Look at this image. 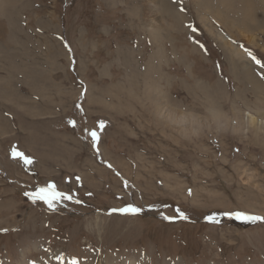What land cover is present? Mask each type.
Segmentation results:
<instances>
[{
  "label": "rangeland",
  "instance_id": "1",
  "mask_svg": "<svg viewBox=\"0 0 264 264\" xmlns=\"http://www.w3.org/2000/svg\"><path fill=\"white\" fill-rule=\"evenodd\" d=\"M252 1L0 0V264H264Z\"/></svg>",
  "mask_w": 264,
  "mask_h": 264
},
{
  "label": "snow or ice",
  "instance_id": "2",
  "mask_svg": "<svg viewBox=\"0 0 264 264\" xmlns=\"http://www.w3.org/2000/svg\"><path fill=\"white\" fill-rule=\"evenodd\" d=\"M253 60H255V62L257 64H260L262 68H264V63H262L260 60L256 59L255 56L252 57ZM103 122H101L100 127L103 128ZM91 138L93 140V142H97L99 139L98 133L96 131H92L91 132ZM13 155H23L22 153H16L14 152ZM25 159V163H31V159L28 157H24ZM77 180H79V177H77ZM26 196L30 197L32 199L33 202L37 201V200H41L44 201L49 209H54L55 208V201L58 198H65L68 200H72L73 196L71 194H67V193H62V192H58L56 190V186L53 183H49L47 185V187H41L39 188L37 191L35 192H28L25 193ZM80 202V201H77ZM113 212H120L123 214H139L142 209L139 207H136L135 205L129 204L126 205L123 208H119V209H113ZM177 212L179 213V217L183 218V219H187V216L183 213L180 212L179 209H177ZM225 216L231 217V218H235L237 220L243 221V222H252V223H256V222H264V216H260V215H254V214H249L246 212H242V211H235V212H226L224 213ZM165 219L168 220H173L175 219V217H165ZM208 220L211 221H215V216H209L207 217ZM72 264H77V262L75 260H73Z\"/></svg>",
  "mask_w": 264,
  "mask_h": 264
},
{
  "label": "bare ground",
  "instance_id": "3",
  "mask_svg": "<svg viewBox=\"0 0 264 264\" xmlns=\"http://www.w3.org/2000/svg\"><path fill=\"white\" fill-rule=\"evenodd\" d=\"M250 1V0H249ZM252 1V0H251ZM252 3H253V1H252ZM248 4V9L246 10V12H245V14L244 15H246V17L248 18V19H250L251 17H253L252 16V10H254V4H251V8H250V5H249V3H247ZM212 6H214V5H212ZM214 12V11H213ZM225 12V11H224ZM177 13V12H176ZM212 13V12H211ZM179 16V15H178ZM222 16V15H221ZM214 17V16H213ZM223 18V17H222ZM258 19V18H257ZM231 20V19H230ZM233 20V19H232ZM256 21V20H255ZM257 23V22H256ZM244 24V23H243ZM252 24L255 26L256 24H254V22L252 21ZM240 25V24H239ZM245 25V24H244ZM248 25V23H246V25L245 26H247ZM252 25V26H253ZM229 26V25H228ZM234 26V25H233ZM237 26V25H236ZM230 28V27H229ZM240 52V51H239ZM241 57H242V55H241ZM235 63H236V65L237 64H239V62L238 61H235ZM249 65V64H248ZM248 65H245V63H243L242 64V70L245 72L246 71V75L248 76V74L254 79V80H256V82L257 81H259V79L258 78H255V76H254V73L252 72V70H250V68H249V66ZM242 72H240V74H241ZM243 74V77L245 76L244 75V73H242ZM256 90V89H255ZM168 110V109H167ZM213 110V109H212ZM213 111H215V110H213ZM172 111L170 110L169 112H168V116L169 117H171V113ZM215 113V112H214ZM213 113V114H214ZM217 117H218V113L216 112V114H215ZM187 116V115H186ZM250 116V115H249ZM184 118V117H183ZM222 118V117H221ZM255 120H256V117L255 116H251V122H252V125H254V124H256V123H254L253 124V122H255ZM264 120V119H263ZM258 123V122H257ZM251 124V123H250Z\"/></svg>",
  "mask_w": 264,
  "mask_h": 264
},
{
  "label": "water",
  "instance_id": "4",
  "mask_svg": "<svg viewBox=\"0 0 264 264\" xmlns=\"http://www.w3.org/2000/svg\"><path fill=\"white\" fill-rule=\"evenodd\" d=\"M223 217H228V216H223ZM215 220H220V218H217V219H215Z\"/></svg>",
  "mask_w": 264,
  "mask_h": 264
}]
</instances>
